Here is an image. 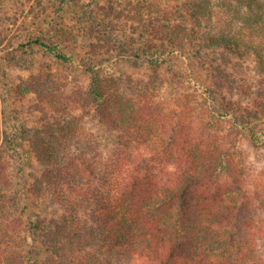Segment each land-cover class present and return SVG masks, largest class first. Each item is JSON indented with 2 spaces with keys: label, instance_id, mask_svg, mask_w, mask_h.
Instances as JSON below:
<instances>
[{
  "label": "trees",
  "instance_id": "1",
  "mask_svg": "<svg viewBox=\"0 0 264 264\" xmlns=\"http://www.w3.org/2000/svg\"><path fill=\"white\" fill-rule=\"evenodd\" d=\"M234 1L241 21L231 30L203 29L210 0L190 2L183 23L161 4L152 12L141 2L136 26L97 24L89 55L46 41L40 24L7 51L13 58L40 46L57 63L89 73L90 83L84 93L42 92L54 121L36 128L5 115L9 90L0 95V264H112L113 256L140 264H264V218L256 217L264 212V177L250 186L238 151L242 138L264 143V89L238 83L230 59L253 54L264 72V41L254 38L264 0ZM133 35L140 42L130 48ZM168 56L197 57L193 64L206 76L175 74ZM123 60L140 61L146 72L112 73ZM0 75L7 78L3 68ZM168 82L176 85L171 96L162 93ZM91 105L117 133L108 153L76 112ZM55 205L67 212L44 216Z\"/></svg>",
  "mask_w": 264,
  "mask_h": 264
},
{
  "label": "rangeland",
  "instance_id": "2",
  "mask_svg": "<svg viewBox=\"0 0 264 264\" xmlns=\"http://www.w3.org/2000/svg\"><path fill=\"white\" fill-rule=\"evenodd\" d=\"M141 2L150 5L148 10H153L152 12H157L159 10L157 5L161 4L167 8L168 12H171L169 16L173 20L183 23L187 18L186 15L189 14L188 10L193 9L189 7V4L194 3V0H0V68L7 73V78L0 75V95L5 90H9L10 96V105L1 104L5 115L16 116L27 128L51 124L54 117L47 110L49 103L47 99L42 98V92L55 90L58 97L72 91H83L84 93L90 83L89 73L73 65L57 63L40 46H26L13 52V58L6 57L7 51H12V46L16 42L25 40L33 29L39 28L40 24V28L47 32L46 41L57 42L64 48V51L86 56L90 53L88 46L98 41L96 33L98 29H95L97 24L102 21L107 22L110 29L136 26V18L139 16L137 9ZM210 3L212 11L208 20L202 18L203 29L210 27L216 32L236 28L241 21L240 17H236L235 9L240 8L236 1L210 0ZM241 12L246 11L241 10ZM84 15L87 16L86 19L83 18ZM91 24L94 26H90ZM254 36L256 43L260 39L264 41V25L254 33ZM130 40L125 41L130 48L138 46L140 42L137 35L130 37ZM97 49H100V46H96L95 52ZM103 56L108 55L103 54ZM168 58L171 59L172 72L177 75L184 74L188 79L192 77L191 70H193L196 74L206 76L204 71L201 72L198 66L193 64L197 61V57L193 61L176 56H168ZM230 59L236 62L230 66L234 68L232 70H234L235 77L239 79H237L238 83L246 84L251 91L264 89V72L259 70L253 54L242 58L231 56ZM138 62L137 64L132 63L131 60L116 62L112 73L137 77L146 72L145 66ZM161 71L162 76L168 74V77L171 76L172 72L166 68V65L162 66ZM192 84L191 91L193 90ZM175 91L176 85L173 82H168L162 89V93L169 96ZM76 112L81 114V123L84 128L101 143L103 152H110L116 142L117 133L107 130L100 124L94 115L93 105L88 107L87 111L77 110ZM31 135L30 132H26L23 136L28 138ZM238 151L247 172L249 185H255L258 179L264 177V143L256 144L242 138ZM31 163L35 167L38 166L34 158ZM27 173H32V170L27 169ZM24 179L27 182L26 191L29 192L28 188L32 179L29 176ZM26 200L29 203V210L31 208L35 210L33 206L35 199L29 197ZM81 210L87 212L89 208L85 206ZM64 212L67 211L55 205L47 208L44 216ZM23 217L25 219V215ZM256 217L263 219L264 212L259 209ZM259 244L260 250L264 251V233ZM112 260V264H140L137 259L118 260L113 256Z\"/></svg>",
  "mask_w": 264,
  "mask_h": 264
}]
</instances>
